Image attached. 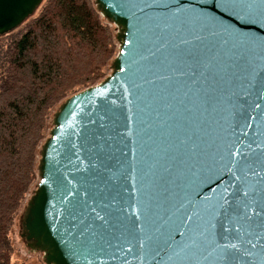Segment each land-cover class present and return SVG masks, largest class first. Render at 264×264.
<instances>
[{"label":"water","instance_id":"95a60500","mask_svg":"<svg viewBox=\"0 0 264 264\" xmlns=\"http://www.w3.org/2000/svg\"><path fill=\"white\" fill-rule=\"evenodd\" d=\"M44 1L0 0V37L33 18ZM226 2L156 0L139 11V0H95L117 28L119 52L110 76L60 106L40 150V183L22 215L21 237L44 253L45 264H217L215 253L205 259L195 243L197 225L223 199L226 209L234 210L236 201L264 208V92L249 87L264 79V25L254 22L264 14V0ZM180 39L219 54L217 82L203 87L217 88L223 103L193 112L196 147L164 135L179 117L163 105L183 98L191 86L178 89L176 81L185 78L165 74L168 82L145 83L151 65ZM154 110L171 121L157 123ZM226 133L229 143L243 142L236 163L218 159ZM92 207L107 226L85 232ZM247 264L259 260L248 257Z\"/></svg>","mask_w":264,"mask_h":264},{"label":"trees","instance_id":"16d2710c","mask_svg":"<svg viewBox=\"0 0 264 264\" xmlns=\"http://www.w3.org/2000/svg\"><path fill=\"white\" fill-rule=\"evenodd\" d=\"M0 38L9 44L0 79V264H13L10 234L36 179L50 116L106 76L118 44L94 0H45Z\"/></svg>","mask_w":264,"mask_h":264},{"label":"snow or ice","instance_id":"6c2138e0","mask_svg":"<svg viewBox=\"0 0 264 264\" xmlns=\"http://www.w3.org/2000/svg\"><path fill=\"white\" fill-rule=\"evenodd\" d=\"M228 4L226 0H220V3L216 6L225 7ZM154 6H157L156 0H139L138 10L143 11V9H151ZM163 6L167 8L166 4ZM177 11L180 10L177 9ZM200 15L206 16L204 13ZM206 18L214 21L212 17L206 16ZM254 22L264 25V14H259ZM165 27H168V25L165 24ZM247 39L259 41L261 38L250 36ZM190 40L199 41L200 36L192 35ZM160 47L165 48V44H161ZM219 70V54L213 53L211 49L205 50L198 44H190L188 39H180L178 44L171 45V51L166 49L163 59L157 60L156 63L151 65L149 70L151 79L145 81V83L151 84L153 81L168 82V75L165 74H170L185 78L184 81H176L178 89L188 85L191 86L182 94L183 98L177 101L175 105L171 102L163 105L165 108L172 109L173 114L179 117V120L167 125V131L164 135L169 142L175 141V144L179 146H184L185 142H191L192 147L197 146L193 141L195 132L192 115L195 110L202 107H215L223 103V98L216 94L217 88L209 90L203 87L205 82H217ZM249 87L257 88L260 92H264V79H254ZM178 89L177 95H180ZM165 95H168V93H165ZM247 95L249 93L244 92L243 97ZM243 97L239 98V107L241 109L244 104ZM172 100H176V97L173 96ZM255 107L259 108L260 105L256 104ZM154 115L159 118L157 123L161 125L165 124L166 121H171V116L168 113L162 114L160 111L154 110ZM231 115L235 117L237 113L233 111ZM140 123L143 127H148L143 120ZM242 144V141L229 143L226 133L218 149V159L225 160L227 158L232 163H236L234 157L242 154L235 151V149L241 148ZM69 195H72V193H69ZM228 204L229 200L223 199L220 209H213V214L197 225V235L201 240L195 243L199 245L205 259L215 253L214 260L217 261V264H241V262L247 264L248 257H255L259 260V264H264V208L255 211L253 210L254 205L250 201L244 203L236 201L234 210L224 207ZM90 211L94 215L92 223L84 228L85 232L92 228L93 225L98 228L107 226V220L96 211L95 207L90 208ZM216 217H219L222 221L219 224V232L216 231L218 224ZM188 220H191V217H188ZM97 222L99 223L97 224ZM184 222L187 223L188 221ZM141 243L143 244L144 241ZM210 249L211 251H209Z\"/></svg>","mask_w":264,"mask_h":264},{"label":"rangeland","instance_id":"374dc122","mask_svg":"<svg viewBox=\"0 0 264 264\" xmlns=\"http://www.w3.org/2000/svg\"><path fill=\"white\" fill-rule=\"evenodd\" d=\"M94 2H95V0H94ZM102 19L106 23L108 22L103 16H102ZM110 26L115 31V36H117L118 31H117L116 26L111 25V24H110ZM18 30H16V31H18ZM116 42L118 44V52H119V43H118L117 39H116ZM8 45L9 44H7V46H6L5 43H2L0 41V79H1V76H2V73L1 72H2V69H3L2 66H3V62H4V53L7 50ZM118 52H117V55H118ZM117 55L108 64L107 70H105L106 71V76L103 79H101L99 81V83H101L102 81H104L113 72L112 64H113L115 58L117 57ZM65 101L66 100L62 101L53 110V112H52V114L50 116V120H49V123H48V129H47V132H46V138L40 144V147H39L38 164H37V167H36V171H37L36 179L32 183V185H31V187H30V189L28 191V194L26 196V199H25L24 203L21 206V209L19 211L18 218H17V220H16V222L14 224V227L12 228L11 234H10L11 243H12V246H13V256H12V262H13V264H45L44 253L39 252V251H36V250H34L32 248H29L28 245H27V243H26V241L21 237V234H22L21 218H22L23 213L25 212L26 207L28 206V202L30 201L31 197L34 195V193L37 190L38 185L40 183V173L38 171V166H39V162H40V159H41L40 150L42 149V146L44 145V143L46 142V140L50 137L51 130L54 127V117H55V114L58 112L60 106Z\"/></svg>","mask_w":264,"mask_h":264}]
</instances>
